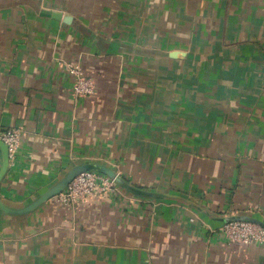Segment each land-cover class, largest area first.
<instances>
[{
	"label": "crops",
	"instance_id": "0c3cea01",
	"mask_svg": "<svg viewBox=\"0 0 264 264\" xmlns=\"http://www.w3.org/2000/svg\"><path fill=\"white\" fill-rule=\"evenodd\" d=\"M68 63L93 95H74ZM7 129L11 207L85 161L157 197L0 209V264H264V244L220 229L264 226V0H0Z\"/></svg>",
	"mask_w": 264,
	"mask_h": 264
},
{
	"label": "built area",
	"instance_id": "2783aa9c",
	"mask_svg": "<svg viewBox=\"0 0 264 264\" xmlns=\"http://www.w3.org/2000/svg\"><path fill=\"white\" fill-rule=\"evenodd\" d=\"M68 69L75 76L73 85L76 97H88L95 93V83L84 72L80 65H69ZM0 137L7 143L10 157L16 151L19 143V134L15 130L7 129L0 132ZM119 185L109 176L98 171H86L78 174L60 193L58 200L70 209L79 207L90 197H104L117 191ZM229 243L264 244V226L252 220H231L220 228Z\"/></svg>",
	"mask_w": 264,
	"mask_h": 264
},
{
	"label": "water",
	"instance_id": "95a60500",
	"mask_svg": "<svg viewBox=\"0 0 264 264\" xmlns=\"http://www.w3.org/2000/svg\"><path fill=\"white\" fill-rule=\"evenodd\" d=\"M56 17L61 18L60 13H57ZM65 20L70 21L71 17H66ZM0 147L2 148L3 156H4L3 165L0 170V185H1V182L10 165L9 147L7 143H5L2 140L1 137H0ZM86 171H98L100 173H103L109 176L111 179H113L116 184L124 187L125 189H127L128 191L132 192L135 195L150 197V198L157 197L154 193L146 192L143 189L132 185L118 171H116L114 168L110 167L109 165L99 163V162H94V161H85L83 163H79L75 165L63 177H61L54 184H52L48 189H46L43 193H41L38 197H36L35 199H33L31 202H29L23 207H20V208L11 207L8 204H6L0 197V209L8 214L29 213L39 208L41 205H43L45 202H47L51 198L58 196L68 187L69 183L78 174L82 172H86ZM231 220H252L255 222H260L257 219L248 217V216H241V217L235 216V217L226 219V221H231Z\"/></svg>",
	"mask_w": 264,
	"mask_h": 264
},
{
	"label": "rangeland",
	"instance_id": "374dc122",
	"mask_svg": "<svg viewBox=\"0 0 264 264\" xmlns=\"http://www.w3.org/2000/svg\"><path fill=\"white\" fill-rule=\"evenodd\" d=\"M69 65H79V64H75V63H68L67 64V69H68V66ZM69 70V69H68ZM70 71V70H69ZM88 77H90V76H88ZM90 78H92V77H90ZM94 81V80H93ZM74 83H75V81H74ZM94 83H95V81H94ZM73 93H74V91H73ZM11 130H14V129H11ZM16 131V130H15ZM9 154H10V150H9ZM11 158V157H10ZM56 199L58 200V197H56ZM59 201V200H58ZM227 222V221H226Z\"/></svg>",
	"mask_w": 264,
	"mask_h": 264
}]
</instances>
